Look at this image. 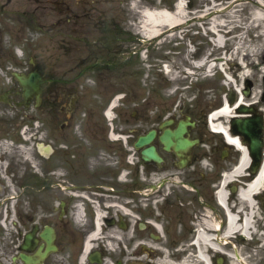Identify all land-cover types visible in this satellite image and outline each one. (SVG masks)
<instances>
[{"label":"flooded vegetation","instance_id":"af4514ba","mask_svg":"<svg viewBox=\"0 0 264 264\" xmlns=\"http://www.w3.org/2000/svg\"><path fill=\"white\" fill-rule=\"evenodd\" d=\"M15 1L0 0V264H166V253L184 260L198 250L212 264H248L254 247L243 239L234 245L225 233L243 182L226 184L223 202V173L237 155L231 144L195 117L167 148L162 125L171 118L174 128L185 107H148L146 95L130 101L128 127L119 119L110 128L102 116L139 49L126 22L105 0ZM7 32L23 47L22 57ZM9 61L35 72L34 85L4 81ZM16 115L36 121L29 139L4 133ZM151 129L154 136L138 147ZM178 139L190 141L181 153ZM149 146L162 161L143 159ZM8 184L17 196L6 194ZM10 202L14 211L4 212ZM4 220L15 227L9 239Z\"/></svg>","mask_w":264,"mask_h":264},{"label":"rangeland","instance_id":"374dc122","mask_svg":"<svg viewBox=\"0 0 264 264\" xmlns=\"http://www.w3.org/2000/svg\"><path fill=\"white\" fill-rule=\"evenodd\" d=\"M134 1L137 2L135 6ZM175 1L152 4L149 0H105L104 4L111 6L110 9L122 20L135 23L139 33L142 16L137 8L174 9ZM233 1L185 0L187 17L182 28L169 29L170 33H175L168 37L162 34L156 38L158 41L155 40L144 49V56L139 54L131 60L133 72L123 87L127 93L126 100L118 115L125 121L123 126L127 127L132 120L130 112L133 105L130 101L145 92L149 94L146 103L148 107L161 102L168 106V110L174 111L179 103L185 106V112L201 116L204 111L219 106L229 88L235 84L243 85L244 76L248 74L247 78L253 83L251 98L260 99L264 90V23L257 25L250 13L258 5L255 1L236 0L230 5ZM219 8L224 9L212 15H204L200 20L197 18L199 14ZM213 18L217 21L225 19V24L219 27L217 34H213L209 28ZM141 37L146 38L142 34ZM216 38L221 42L216 44ZM222 55L224 61H219L217 58ZM202 58L206 59L205 62L199 63ZM212 61L222 62L220 65L233 81L226 78L219 64L210 67ZM161 62H166L171 69L168 74L158 69ZM12 119H16L15 126L4 130L6 134L17 132L22 117ZM25 121L30 123L28 119ZM5 191L8 196L16 194L11 189L6 188ZM11 230L9 224L8 232ZM258 238L262 244V247L259 246V260L262 258L259 264H264V238Z\"/></svg>","mask_w":264,"mask_h":264},{"label":"bare ground","instance_id":"6f19581e","mask_svg":"<svg viewBox=\"0 0 264 264\" xmlns=\"http://www.w3.org/2000/svg\"><path fill=\"white\" fill-rule=\"evenodd\" d=\"M257 7L250 10V13L253 17V20H255L256 24H262L264 23V0H258ZM186 3L185 0H178L175 6V10H170L169 8H149L145 7L141 9V16H142V23L139 24L140 32L145 37H152L159 35L161 33L162 27H181L186 15ZM259 6V7H258ZM200 20V19H199ZM225 24V19L222 21H217L213 18L211 20V24L209 28L212 30H218L221 25ZM219 38H216V44L220 43L221 40H218ZM220 41V42H219ZM205 58H202L199 63L205 62ZM210 67L221 64L220 62L212 61L210 62ZM248 75L244 76L247 77ZM230 80L233 81V78L228 77ZM235 87L240 93V100L243 99L242 94V85L241 84H235ZM118 99V96L112 101L111 105L108 107L106 114L109 117H113V107L115 106V103ZM233 108L230 104H228L227 101L224 102L220 108L216 109L211 113L209 116V123L214 130H221L224 132V134L229 138L230 142H233L237 145L238 148H240L241 156L239 158V161L237 162V166L233 170L231 174H226L225 178L223 179L224 182L227 181L228 178H232L231 180H234L233 178H236L235 176H240L244 174V171L248 168L249 163V156L246 152V149L243 145L237 143L238 138L233 137L229 132L228 128L226 126L227 119L231 114L233 113ZM237 140V141H236ZM233 176V177H232ZM264 181V162L262 167L260 168L259 172L256 174L255 178L250 182L249 184H246L240 188L238 193L235 195L237 198V211L234 210V212L229 211L227 214V227L225 233L228 235H233L235 232H241L244 234H247L249 236L250 230L254 225V218L253 215L258 214V201L256 200L255 195L260 192ZM226 186V185H224ZM223 186V187H224ZM220 194L222 197L223 202H225L226 198V192L222 188L220 190ZM245 207L248 208V212L245 213L244 209ZM240 214V216H238ZM200 236L207 241V243L211 242V238L209 234H203L200 233ZM231 256H233L230 253ZM195 258L199 260H203L206 264L209 260L208 255L200 250L197 252V254L193 255Z\"/></svg>","mask_w":264,"mask_h":264},{"label":"water","instance_id":"95a60500","mask_svg":"<svg viewBox=\"0 0 264 264\" xmlns=\"http://www.w3.org/2000/svg\"><path fill=\"white\" fill-rule=\"evenodd\" d=\"M18 78L22 83H26L27 80L18 75ZM245 94H249L250 89L244 90ZM230 102L232 103L234 101V93L231 91L229 95ZM241 112H250L253 110L252 106H249L247 104H241L239 109ZM232 124L234 128L242 133L245 136V140L249 141L248 147L250 150V154L253 157V169H256L259 166V163L262 159V146H263V118L262 115H256V116H247V117H240L236 116L232 120ZM185 131V126L183 123H180L178 127L174 130L166 129L165 134H179ZM151 134L154 133V130L150 132ZM144 154L148 155L149 157L157 158V155H155V152L152 150H144Z\"/></svg>","mask_w":264,"mask_h":264}]
</instances>
